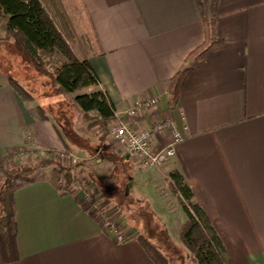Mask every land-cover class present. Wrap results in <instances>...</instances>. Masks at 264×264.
<instances>
[{"label": "crops", "instance_id": "0c3cea01", "mask_svg": "<svg viewBox=\"0 0 264 264\" xmlns=\"http://www.w3.org/2000/svg\"><path fill=\"white\" fill-rule=\"evenodd\" d=\"M59 2L89 26L90 62L118 112L159 96L157 107L135 116L133 126L150 128L170 119L182 133L174 158L151 169L168 179L171 170L179 169L235 263L264 264V0ZM213 14L225 49L193 66L173 104L168 83L203 43L204 19ZM0 25L7 39L5 18L0 17ZM7 79L1 72L0 157L25 146L28 138L38 151L70 147ZM168 139L157 135V148ZM86 194L83 188L62 195L48 181L17 190L20 257L5 263L0 250V264H154L137 234L117 242L100 226L81 206ZM136 222L138 234H144L145 223ZM159 226L170 241L168 230Z\"/></svg>", "mask_w": 264, "mask_h": 264}, {"label": "trees", "instance_id": "16d2710c", "mask_svg": "<svg viewBox=\"0 0 264 264\" xmlns=\"http://www.w3.org/2000/svg\"><path fill=\"white\" fill-rule=\"evenodd\" d=\"M0 17L5 18L7 33L35 72L50 80L58 93L73 95V102L80 108L87 128L105 140L118 108L101 87L87 53L80 56L73 48V25L59 0H0ZM216 17L213 14L204 19L203 43L187 56L185 65L168 83L167 91L173 104L179 101L185 79L193 66L225 49V42L217 36ZM7 74L10 87L32 111L47 121L46 109L37 103L34 93L14 75ZM64 151L71 153V148L66 146ZM21 152L27 156L18 161L17 156ZM39 152L31 148V139L28 138L25 146L14 147L10 153L0 157V250L5 263L15 262L20 257L15 202L17 190L48 181L62 195L74 192L71 167L63 166L58 150L52 151L54 155L49 158L42 157ZM48 169L49 174L46 172ZM86 186L84 182L85 190ZM169 186L178 197L186 217L178 230V237L191 253L192 261L196 264H236L179 169L169 172ZM93 204L92 199L81 202V206L98 221L97 211L91 210ZM112 236L119 242L116 236ZM136 238L154 264H172L170 257L149 237L139 234Z\"/></svg>", "mask_w": 264, "mask_h": 264}, {"label": "rangeland", "instance_id": "374dc122", "mask_svg": "<svg viewBox=\"0 0 264 264\" xmlns=\"http://www.w3.org/2000/svg\"><path fill=\"white\" fill-rule=\"evenodd\" d=\"M62 9L67 16L69 13L73 24V48L78 54L83 51L89 55L94 45L89 26L76 18L78 16L68 4ZM1 34L0 31V73L12 71L34 93L37 103L46 109L47 121L71 148L74 191H83L84 182L90 184L86 187L85 200L94 201L91 210L97 211L98 220L104 222L103 213L115 214L112 218L119 222V229L125 236H138L136 221L141 220L146 225L144 234L152 237L151 240L170 257L172 264H196L177 236L176 229L185 214L178 197L170 189L168 175L159 174L160 169H143L136 158L121 155L111 142L110 133L109 140H103L88 131L80 108L73 102L74 96L58 93L50 80L35 72L12 37L6 35L5 39ZM159 225L168 230L170 241L159 230Z\"/></svg>", "mask_w": 264, "mask_h": 264}, {"label": "built area", "instance_id": "2783aa9c", "mask_svg": "<svg viewBox=\"0 0 264 264\" xmlns=\"http://www.w3.org/2000/svg\"><path fill=\"white\" fill-rule=\"evenodd\" d=\"M160 102L159 96H151L137 100L129 109L118 112L115 119L110 123L109 133L111 142L115 145L121 155L134 157L143 169L157 168L168 163L176 155L178 144L183 140L182 133L174 126L172 120L161 119L152 127L136 128L132 124V119L157 107ZM157 135H167L168 141L161 147L156 146L155 137ZM42 157H52L54 150H39ZM62 158V164L72 166V153L58 150ZM27 153L21 152L17 156L18 161H22ZM114 214L103 213L102 222L98 220L100 226L117 237L119 242L125 240L126 236L120 231L118 221H114Z\"/></svg>", "mask_w": 264, "mask_h": 264}]
</instances>
